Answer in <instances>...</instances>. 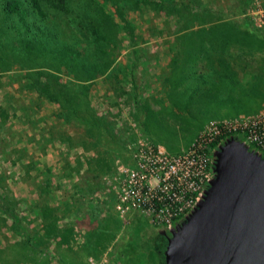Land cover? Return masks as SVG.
Returning <instances> with one entry per match:
<instances>
[{
  "label": "rangeland",
  "instance_id": "1",
  "mask_svg": "<svg viewBox=\"0 0 264 264\" xmlns=\"http://www.w3.org/2000/svg\"><path fill=\"white\" fill-rule=\"evenodd\" d=\"M7 1L0 0V194L31 242L0 212V264H131L129 254L137 264H164L170 233L114 210L107 184L117 171L113 157L132 133L175 154L211 124L264 113V0H40L45 17H36L27 0H18L23 15L8 16ZM183 71L189 82L168 83L189 75ZM201 71L211 80L193 82ZM82 97L89 98L86 107ZM41 100L35 120L33 104ZM57 102L70 126L56 124L48 103ZM72 125L101 128L109 133L106 146L88 168L53 167L49 132ZM41 130L47 133L38 141L34 132ZM66 196L74 201H56ZM42 210L70 216L57 228L53 216L38 219Z\"/></svg>",
  "mask_w": 264,
  "mask_h": 264
},
{
  "label": "built area",
  "instance_id": "2",
  "mask_svg": "<svg viewBox=\"0 0 264 264\" xmlns=\"http://www.w3.org/2000/svg\"><path fill=\"white\" fill-rule=\"evenodd\" d=\"M125 153L127 162L116 161L108 177L119 218L135 215L152 227L169 232L197 208L214 178L213 153L228 139L241 141L264 155V113L249 119L211 124L190 147L171 154L143 133H132Z\"/></svg>",
  "mask_w": 264,
  "mask_h": 264
},
{
  "label": "water",
  "instance_id": "3",
  "mask_svg": "<svg viewBox=\"0 0 264 264\" xmlns=\"http://www.w3.org/2000/svg\"><path fill=\"white\" fill-rule=\"evenodd\" d=\"M213 156L215 176L169 231L164 264H264V157L234 138Z\"/></svg>",
  "mask_w": 264,
  "mask_h": 264
},
{
  "label": "crops",
  "instance_id": "4",
  "mask_svg": "<svg viewBox=\"0 0 264 264\" xmlns=\"http://www.w3.org/2000/svg\"><path fill=\"white\" fill-rule=\"evenodd\" d=\"M185 70V69H184ZM188 72V73H187ZM186 73L189 74L185 77H181L180 73H178V77H175V79H173V77H169L167 78V80L169 81L168 83H172V81H182L183 83H187L189 82L192 78H190V73L189 71H187ZM186 73H184L183 71V75H186ZM198 74H201L202 77L199 78H194L192 81L196 82V83H200V82H206V81H210L211 78H206L205 75H207V73H205V71H201L198 72ZM204 75V76H203ZM99 80V78H98ZM97 79L95 81H93V83H97L99 84L100 82ZM173 81V82H174ZM92 83V84H93ZM87 84V83H82V85ZM131 88L133 90V87L131 85ZM206 88V89H205ZM203 91L202 93H204L205 90L208 89V87H202ZM169 93V92H168ZM190 93V92H189ZM206 97L207 100H210V97H213L215 95H212V93L210 91H208L207 93H205L204 95ZM191 96H188V98L190 99ZM88 99H86L87 103H88ZM44 100H41L40 102L37 103L38 106H36L35 104H33V106L35 107L34 111H33V117L35 118V120H37V118H41L42 117V110H44ZM210 105L213 104V102H208ZM50 104L51 106V111H54L55 116L54 117H58L56 124H60L62 125H66V126H70V124L73 122H71L72 120L69 118L67 112L65 113V110L63 109L62 104H60L59 102L57 103H48V105ZM27 106H30L29 104ZM76 113L78 116H82V112L81 110L79 111L78 109L76 110ZM99 116H101V113H98ZM21 115H23L25 117L26 112L21 110ZM62 117H65L62 118ZM99 120L100 117H98ZM60 120V121H59ZM217 119L214 120H208V123L211 121H215ZM100 122V121H97ZM103 121H101L102 123ZM39 126L42 128V123L39 124ZM73 129H60V127L55 126V128H53V131H50V139L53 141V145H52V150H51V160H52V165L53 167H61V165L66 162L68 164H73V165H77L78 163H80V165L84 168H88L91 166V164L97 161L98 157H100L102 151L104 150V147L106 146V138L107 135L109 133H104V131L101 128H94L93 130H91L92 127L90 126H85V129L83 127H81L80 129H78V127H74L72 125ZM90 128V130L88 129ZM42 133H47V132H43L42 130L39 132H34V138H37V140L39 141L40 139L44 138V135H42ZM150 134V133H148ZM65 137H62L64 136ZM111 136L113 137V134H111ZM123 137V135H122ZM61 138H65V141H61ZM158 146H160L162 149H165L163 146H161V144L156 143ZM165 151V150H164ZM64 152V155H63ZM122 154V153H121ZM67 155V156H66ZM65 156V157H64ZM114 161H112V164H114V167H116V161H122V162H127V157H126V153L125 150L123 151V154L121 156H114ZM84 172V171H83ZM74 184L72 183V186ZM73 196H66L65 200L64 199H60V197H57L56 201L57 202H66V204H71L74 200ZM114 203V202H113ZM57 204H54V207ZM53 217L60 219L61 217H66V216H70V214L67 212L65 213H61V211H51ZM38 219L41 220L42 219V214L38 213ZM66 215V216H65ZM44 222L45 219L43 217ZM59 223V220L57 221V225ZM60 225L57 227L59 228Z\"/></svg>",
  "mask_w": 264,
  "mask_h": 264
},
{
  "label": "trees",
  "instance_id": "5",
  "mask_svg": "<svg viewBox=\"0 0 264 264\" xmlns=\"http://www.w3.org/2000/svg\"><path fill=\"white\" fill-rule=\"evenodd\" d=\"M44 1H48V0H44ZM29 6L31 7L33 14L36 17H45V13L42 10L41 7V2L40 0H27ZM240 4H242V0H239ZM4 13L6 15H12V14H16V15H23L25 13V10L22 8V2L20 3V1L18 0H8L5 4H4ZM25 48L27 50L31 49V45L30 43H26L25 42ZM101 72H95V76L99 75ZM89 78V77H88ZM94 77L90 78L89 82L91 80H93ZM133 91H134V97L135 100L137 98L138 95V87L136 84V81L134 80V84H133ZM86 97H82L80 103L82 104V107L87 105V101H86ZM61 104V102H59ZM264 157V155L262 156ZM0 212H2L4 215H6L8 218L11 219V221L13 222V224L23 233L24 235V241L27 244H30L31 242V235L29 233L28 228L25 226V224L23 223V220L20 219V217L18 216V214L15 213L14 208L12 206V204L6 200L1 194H0ZM42 216L47 219V221H52V212H47V211H41ZM132 253V252H131ZM131 254H129V259L131 260V264H137L134 263L135 261L132 260L131 258Z\"/></svg>",
  "mask_w": 264,
  "mask_h": 264
}]
</instances>
